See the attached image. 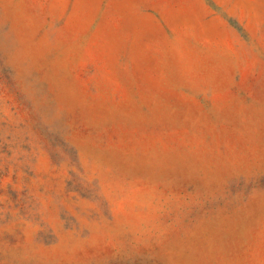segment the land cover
I'll list each match as a JSON object with an SVG mask.
<instances>
[{"label":"rangeland","instance_id":"obj_1","mask_svg":"<svg viewBox=\"0 0 264 264\" xmlns=\"http://www.w3.org/2000/svg\"><path fill=\"white\" fill-rule=\"evenodd\" d=\"M0 264H264V0H0Z\"/></svg>","mask_w":264,"mask_h":264}]
</instances>
